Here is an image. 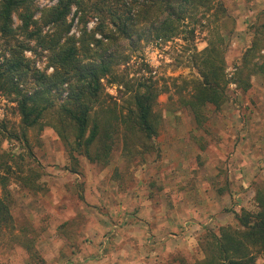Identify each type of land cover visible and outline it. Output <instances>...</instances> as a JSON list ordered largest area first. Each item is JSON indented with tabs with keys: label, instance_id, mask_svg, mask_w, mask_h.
Segmentation results:
<instances>
[{
	"label": "rangeland",
	"instance_id": "374dc122",
	"mask_svg": "<svg viewBox=\"0 0 264 264\" xmlns=\"http://www.w3.org/2000/svg\"><path fill=\"white\" fill-rule=\"evenodd\" d=\"M222 1L228 12L220 28L228 99L219 109H205L202 126L185 101L202 79L201 62L191 54L207 46L212 17L186 19L171 38L156 37L154 27L142 23L133 39L111 43L118 62L114 76L103 80L102 98L120 116L139 80L152 79L160 90L154 148L144 139L124 155L119 140L108 165L80 156L73 172L54 116L29 128L25 140L17 103L0 90V176L8 178L0 196L5 185L12 213L0 229V264H194L206 257L200 245L209 233L238 226L235 213L242 209L257 210L256 190L264 184V71L250 77L247 90L235 78L255 35L264 46V0ZM55 2L36 0V6ZM90 19L87 31L100 22ZM69 21L70 34L79 37L84 25L76 7ZM14 22L21 24L17 15ZM17 40L26 41L20 30L9 39L0 35V53ZM34 49L26 57L51 73L47 57ZM256 61L264 64V47ZM218 209L226 214L223 224L216 221ZM256 261L264 264V254Z\"/></svg>",
	"mask_w": 264,
	"mask_h": 264
},
{
	"label": "trees",
	"instance_id": "16d2710c",
	"mask_svg": "<svg viewBox=\"0 0 264 264\" xmlns=\"http://www.w3.org/2000/svg\"><path fill=\"white\" fill-rule=\"evenodd\" d=\"M55 1L54 5L39 10L36 0H0V35L9 39L20 30L26 38L9 44L0 53V90L17 103L25 140L29 128L40 125L49 114L54 116L53 127L67 147L73 172L79 171L80 156L105 166L110 163L119 140L124 155H129L136 142L144 139L152 142L157 135L154 105L160 90L152 79L139 80L128 111L120 116L107 108L102 98L103 80L114 76L113 67L118 62L111 43L133 39L142 23L154 27L156 37L171 38L183 31L186 19L201 22L211 21L212 17L215 27L207 46L191 54L193 62H201L202 79L195 82L194 93L185 104L202 126L207 121L205 109H219L227 101L225 36L220 28L228 12L222 0ZM74 7L84 25L79 37L70 34L69 17ZM38 11L41 15L35 18ZM15 15L21 21L19 27L15 26ZM90 15L99 17L100 22L87 31ZM43 27L51 30L44 32ZM98 33L102 38L96 37ZM260 41L255 35L240 61L235 81L244 90L251 86L253 74L264 71V64L256 61L257 53L264 47ZM32 42L36 43L35 49ZM38 48L53 68L51 73L32 65L26 57L25 51ZM150 147L154 148L153 142ZM136 153L142 152L136 149ZM7 179L1 174L0 184ZM2 189L0 229L12 220L9 192L5 185ZM255 199L258 204L255 212L242 209L235 213L238 226L225 225L219 234L207 235L200 245L206 257L194 264H258L256 254H264V184L257 188Z\"/></svg>",
	"mask_w": 264,
	"mask_h": 264
},
{
	"label": "crops",
	"instance_id": "0c3cea01",
	"mask_svg": "<svg viewBox=\"0 0 264 264\" xmlns=\"http://www.w3.org/2000/svg\"><path fill=\"white\" fill-rule=\"evenodd\" d=\"M235 211H237V208H235ZM224 215H226V214L222 213L221 210L218 209V213H217V215H216L215 218H216V221L219 222V224H223V223H224V222L221 220V218H222ZM219 220H220V221H219Z\"/></svg>",
	"mask_w": 264,
	"mask_h": 264
},
{
	"label": "built area",
	"instance_id": "2783aa9c",
	"mask_svg": "<svg viewBox=\"0 0 264 264\" xmlns=\"http://www.w3.org/2000/svg\"><path fill=\"white\" fill-rule=\"evenodd\" d=\"M97 21V19H95V21L94 22H92V24H89V26H92L93 25V23H95ZM97 36L99 37V35L97 34Z\"/></svg>",
	"mask_w": 264,
	"mask_h": 264
}]
</instances>
